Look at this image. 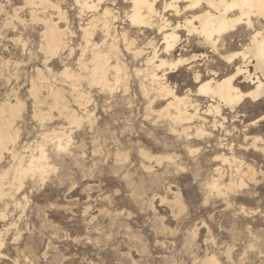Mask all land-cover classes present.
<instances>
[{
  "label": "rangeland",
  "instance_id": "obj_1",
  "mask_svg": "<svg viewBox=\"0 0 264 264\" xmlns=\"http://www.w3.org/2000/svg\"><path fill=\"white\" fill-rule=\"evenodd\" d=\"M57 1L77 35L75 52L49 57L53 76L44 75L67 91L53 62L59 71L64 66L78 71L69 61L79 55L81 21L70 0ZM14 9L23 21L13 16ZM91 14L85 11L83 19ZM41 31L24 0H0V102L18 97L24 103L14 149L21 155L38 152L42 132L67 129L71 136L63 151L53 140L43 143L52 168L43 178L24 176L20 188L10 169L11 155L0 159V173L8 169L0 198V264H203L211 255L220 264H264V118L258 120L264 100L223 107L225 119L205 116L217 121L214 127L205 123L206 137L197 136L193 125L189 136L172 133L168 119L146 108L132 75L125 94L92 88L86 109L92 110L93 122L74 97L65 95L67 108L83 115L80 124H70L65 113L50 110V97L35 107L29 93L35 68L43 71L45 63ZM244 38L239 33L229 37L227 43L234 46L227 52L238 50ZM205 62L211 63H200ZM190 77L184 68L169 82L185 91ZM162 105L151 104L154 109ZM35 111L44 115L41 121ZM220 154L231 160L217 159ZM215 167L220 187L224 184L221 195L208 185ZM241 178L245 185L238 186Z\"/></svg>",
  "mask_w": 264,
  "mask_h": 264
},
{
  "label": "bare ground",
  "instance_id": "obj_2",
  "mask_svg": "<svg viewBox=\"0 0 264 264\" xmlns=\"http://www.w3.org/2000/svg\"><path fill=\"white\" fill-rule=\"evenodd\" d=\"M24 2L29 8L31 22L42 26L40 33L42 41H40L39 49L43 47L45 60L61 51H68V55L75 52L73 38L77 35L75 36V31L70 29L66 11H63L57 0H24ZM74 2L75 0H72V5ZM109 2L112 3V0H102V3H98V0H79V5L75 7L78 11L77 18L81 21L78 23V31L82 38V43L77 44L79 55L75 59L77 62H82L85 69H91L89 74L94 77V80L81 79L78 75V67L76 72L64 66L63 69L65 67L70 69L69 76H58L61 82L67 83L68 90L64 91L65 89L61 86L51 83L42 69L35 68V77L31 79L29 88L35 107L45 101L46 97H50L52 100L50 110L54 108L60 114L65 113L70 124L78 125L83 115L79 116L76 110L67 108L65 95H70L79 102L80 106H83L84 114L88 121H91L92 110L86 109V104L91 101L92 88H95L98 93L111 94L120 89L125 94L129 90V78L133 75L138 82V92L148 105L146 108L168 119L173 125L172 133L189 136L188 129L193 125L196 135L202 136L205 134V123L209 122L212 127L217 123L216 120L208 121L205 118L210 113L222 116L223 107L232 110L245 99L264 100V97L258 94L260 86L264 84V80L259 78L261 75L259 69L264 63L262 59L264 29L256 26L261 20L259 14L264 11L260 0H247V6H244L245 0H124L129 7L124 8L123 12L110 7ZM213 2L218 5V9L210 10L207 7L208 3ZM193 3H199L201 8H190L189 5ZM233 3H239L242 7L227 9V5ZM145 4L150 6L145 7ZM88 5L94 7H88ZM16 10L14 9L13 16L23 21ZM85 11L92 14L83 19ZM105 12L113 13V15L106 16ZM241 17L246 21L254 20L253 29H249L247 23L243 27L237 24L236 21ZM189 21L191 23H188ZM234 33H239L245 38L242 39L238 50L227 52L225 49L234 46L233 43H227ZM178 48H181V52L175 54ZM194 49L200 50L199 53L187 55ZM237 52L242 55L237 56ZM225 56L235 57L229 65V67L234 65L233 71L229 72L228 68H222V65L227 64ZM204 59L210 60L211 63L201 64L200 62ZM181 60L187 63L177 64ZM173 65L177 66L173 67ZM184 68L191 73L192 79L186 82L187 87L185 91H182L175 80L172 84L169 79H173L174 74ZM197 76L200 77V81L196 79ZM233 76L235 79L230 80ZM58 77L56 76L55 80ZM204 77L207 79L205 80ZM84 83L87 89L82 88ZM105 83L109 90L101 91L97 85ZM201 87L204 88L203 94ZM42 88L44 91L41 90ZM237 90L240 93L252 92L256 94V99L245 96L236 101ZM169 91L172 93L170 99ZM42 92L44 94H41ZM186 93L188 95H185ZM156 101H163V105L154 109L151 104ZM203 104H205L204 107ZM23 106V101L18 97H14L13 100L7 97L0 102V145L7 148L8 155H11L13 159L14 164L10 169H12L14 181L18 183V188L21 187L24 176L38 175L43 178L52 168V165L47 163L49 161L43 147L44 142L53 140L55 149L63 151L69 147L71 139V136L65 133L67 129L61 132L55 130L51 133L42 132L41 141L35 145L38 152H31L28 155L17 153L14 149L20 134L17 119L21 115ZM50 110L46 113L47 117L51 116ZM34 116L41 121L44 115L35 111ZM262 118L264 115L258 120ZM222 119H225V116H222ZM9 140H14L15 143L9 145ZM2 157L3 153H0V159ZM217 159L223 162L231 160L224 154H220ZM233 160L236 161L235 158ZM214 171L216 177L211 180V184H208L209 189L221 195L224 184L221 188L220 168L215 167ZM7 173L8 169L0 173V198L5 195L4 179ZM248 173L250 178L254 179V170H248ZM237 185H245L242 178ZM225 186L228 185L225 184ZM0 244H2L1 237ZM1 254L0 247V257ZM203 264L220 263L217 257L211 255L203 259Z\"/></svg>",
  "mask_w": 264,
  "mask_h": 264
},
{
  "label": "snow or ice",
  "instance_id": "obj_3",
  "mask_svg": "<svg viewBox=\"0 0 264 264\" xmlns=\"http://www.w3.org/2000/svg\"><path fill=\"white\" fill-rule=\"evenodd\" d=\"M70 2H72V0H70ZM98 3H102V0H98ZM260 3L262 6H264V0H260ZM79 5V0H75V2L73 3V7H76ZM110 7H114L115 9H120L121 12H123V9L124 8H127L129 7V4L125 3L124 0H112V3L111 5H109ZM150 5H147L145 4V7H149ZM244 6H247V0H245V5ZM88 7H94L93 5H88ZM156 7H159V5H156ZM190 8H201V5L199 3H193V4H190L189 5ZM207 7L211 10V9H218V5L216 3H208L207 4ZM242 5L239 4V3H233L231 5H227V9H238V8H241ZM233 15L235 14L234 12L232 13ZM105 15L108 16V15H113V13H109V12H105ZM260 17H261V20H260V23L256 26H259V27H262V29H264V11H262L260 14ZM135 18H133V23H135ZM188 23H191V21H189ZM237 24L241 25L243 27V25L245 23H247V27L249 29H253V26L255 24V21L254 20H245L243 17H241L240 19H238L236 21ZM179 27V26H178ZM40 51H44L43 47L40 48ZM225 51H228V49H225ZM237 56L239 55H242V53H239L237 52L236 53ZM235 57L234 56H225L224 59L227 61V64L225 65H222V68H228V71H233L234 70V65H232V67H229V65L232 64V60L234 59ZM247 59V58H245ZM262 59H264V49H262ZM70 63L73 64L74 68L78 67L79 69V72H78V75H80V78L81 79H87L89 81H92L94 80V77L91 76L89 73L91 72V69H85V66L82 62H77L75 61L74 57L71 61H69ZM238 62V61H237ZM187 61H178L177 64H186ZM53 65L55 67H57V72L59 75L61 76H69L70 75V69L68 68H64L63 71H59V67L60 66H56L55 65V62H53ZM177 65H173V67H176ZM43 71L44 73L46 74H52L53 73V69L51 67L48 66V60L46 59L45 60V63L43 65ZM203 70H201L202 72ZM261 75H260V79L261 80H264V63L261 64L260 66V69H259ZM224 75H227V73H224ZM191 78V77H190ZM110 79V77H109ZM196 79L198 81H200V77L197 76ZM204 79L206 80L207 77H204ZM235 79V76L233 77H230V80H234ZM117 83H119V81H117ZM253 86H255V81H253ZM97 87H99L101 89V91H108V87H107V84H103V85H97ZM195 87V85L193 86ZM238 94L236 96V101H239L241 98L247 96L251 99H256V94L252 93V92H243V93H240L238 90H237ZM201 93L203 94L204 93V88L201 87ZM261 97H264V84H262L260 86V91L258 93ZM185 95H188V93H186ZM172 96V93L171 91L168 92V98L170 99ZM9 145L15 143L14 140H9L8 141ZM63 150V149H62ZM0 153H3V154H7V148H4L3 145H0ZM0 247H3L2 244H0Z\"/></svg>",
  "mask_w": 264,
  "mask_h": 264
}]
</instances>
